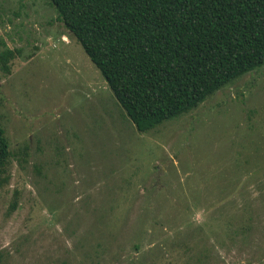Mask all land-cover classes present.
I'll list each match as a JSON object with an SVG mask.
<instances>
[{"label":"rangeland","instance_id":"1","mask_svg":"<svg viewBox=\"0 0 264 264\" xmlns=\"http://www.w3.org/2000/svg\"><path fill=\"white\" fill-rule=\"evenodd\" d=\"M49 0H0V264H264V65L140 132Z\"/></svg>","mask_w":264,"mask_h":264},{"label":"trees","instance_id":"2","mask_svg":"<svg viewBox=\"0 0 264 264\" xmlns=\"http://www.w3.org/2000/svg\"><path fill=\"white\" fill-rule=\"evenodd\" d=\"M49 2L142 133L264 65V0ZM13 58L0 51L7 73ZM10 156L0 122V187Z\"/></svg>","mask_w":264,"mask_h":264}]
</instances>
